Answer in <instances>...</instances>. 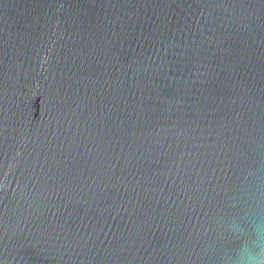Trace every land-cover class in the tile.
I'll return each instance as SVG.
<instances>
[{"label": "water", "instance_id": "water-1", "mask_svg": "<svg viewBox=\"0 0 264 264\" xmlns=\"http://www.w3.org/2000/svg\"><path fill=\"white\" fill-rule=\"evenodd\" d=\"M264 238V0H0V264H235Z\"/></svg>", "mask_w": 264, "mask_h": 264}, {"label": "clouds", "instance_id": "clouds-1", "mask_svg": "<svg viewBox=\"0 0 264 264\" xmlns=\"http://www.w3.org/2000/svg\"><path fill=\"white\" fill-rule=\"evenodd\" d=\"M255 250L244 247L238 253L235 264H264V238L257 232Z\"/></svg>", "mask_w": 264, "mask_h": 264}]
</instances>
